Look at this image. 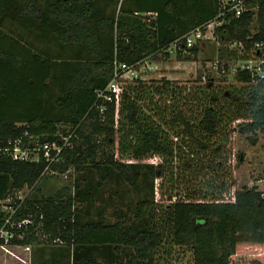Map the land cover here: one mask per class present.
Listing matches in <instances>:
<instances>
[{
  "label": "trees",
  "instance_id": "16d2710c",
  "mask_svg": "<svg viewBox=\"0 0 264 264\" xmlns=\"http://www.w3.org/2000/svg\"><path fill=\"white\" fill-rule=\"evenodd\" d=\"M221 1L0 0V232L14 233L13 245L59 242L71 264H100V249L108 253L120 247L135 249L146 261L165 239L153 220L156 185L160 180L163 192L166 180L172 184L176 161L191 166L200 160L213 175L207 183L211 198L164 195H169V242L190 248L191 264H237L240 254L251 260L263 256L264 193L256 187L237 190L235 166L227 165L237 133H264V82L255 85L249 73H231L237 52L228 47L242 41L251 49L264 42V0H249L243 15L216 27L217 60L226 73H218V80H196L190 110L154 103L153 94L176 102L174 95L184 92L165 78L123 82L118 105L111 104L105 116L95 106L96 90L112 80L116 62L170 58L167 50L177 39L218 17ZM188 52L198 55L200 46ZM183 53L178 51L177 58ZM19 140L27 147L57 145L60 162H48L44 151L39 162L14 160L3 150ZM156 156L161 158L157 163ZM88 164L103 183L115 178L143 195L132 203L135 224L83 222L78 204L94 202L100 187ZM73 167L85 171L82 188L77 177L74 187L55 195L33 194L52 171L63 174ZM221 173L225 181L214 177ZM24 190L29 193L21 202L17 194ZM9 197L13 202L8 206L17 209L14 220L29 224H6L3 203ZM84 212L91 215L90 209ZM4 242L0 239V245Z\"/></svg>",
  "mask_w": 264,
  "mask_h": 264
},
{
  "label": "rangeland",
  "instance_id": "374dc122",
  "mask_svg": "<svg viewBox=\"0 0 264 264\" xmlns=\"http://www.w3.org/2000/svg\"><path fill=\"white\" fill-rule=\"evenodd\" d=\"M258 30V24L255 21L252 26V32L256 33ZM216 36H214V29L210 27L207 31V38L204 42L199 44L200 52L198 55L183 53L181 58H177V54H171L170 58L166 59L162 55H156L150 59L149 63L153 67L150 74L145 76L144 80H160L167 79L174 83H177L179 87L184 91L182 94L174 95L176 102H165L162 99L163 96H155L153 94L154 103L165 109L166 105H175L181 109L190 110L193 105L189 100V95L197 91L196 80L199 78L205 81L207 77L214 76L216 80L221 79L215 68H213L215 61L218 59V48ZM232 44H230L231 46ZM233 50L234 48L231 47ZM229 48V50L231 51ZM225 62V61H224ZM233 73V71H232ZM234 76L228 77L229 81H232ZM214 83L212 86H215ZM208 86V85H207ZM167 96V95H166ZM172 103V104H170ZM179 132H170V135H175L177 138L181 137ZM37 144V143H36ZM39 146V145H38ZM54 148H56L54 146ZM235 154L230 155L228 166H235L234 179L235 187L237 190L251 189L256 187L264 193V133L257 132L253 133H237L235 137ZM37 155V152H35ZM228 155V154H227ZM102 155L100 154V159ZM229 157V156H227ZM160 156H156L155 163L160 161ZM185 166V167H184ZM208 163H203L198 160L193 165L186 166V163L176 161L174 168H171L174 179L172 184L169 180L165 181V188L159 189V184L156 185L154 192L155 208H154V224L158 225L159 233H162L165 237L162 246L156 251L150 253L149 258L146 261H142L138 258L136 250L128 247H120L119 250H111L108 253H103L104 249H100V254L96 255L97 260L100 264H109L110 257H114L113 264H191L193 263V255L190 248L180 247L178 245H172L169 241L173 240L172 234L167 231V222L165 213L167 211V201L170 194H174L175 200H179L186 197L190 201L199 200L204 197L211 198V189L207 183L210 179H213L211 169L208 168ZM91 168V178L95 183H100L99 192L96 196V200L92 203L78 204V209L81 211V219L83 222L103 220L107 224H114L116 222H122L126 227L131 226L132 223H136L135 211L133 204L135 205L138 200L143 198V195L138 194L129 184L117 181L112 178L109 182H102L97 176L92 164H88L86 167ZM94 169V171H93ZM72 173L69 178L66 179L62 174H50L46 178H43L38 189L33 194L39 197H47L55 195L61 191H65L68 187H74L75 180L79 178V185L82 188L86 183L82 181L83 172H75L73 167ZM86 175V174H85ZM218 176V177H217ZM217 178L225 181L223 173L220 175L215 174ZM215 179V178H214ZM228 180V179H226ZM74 189V188H73ZM29 193V190L24 192V196ZM169 193L168 196H165ZM162 201L164 203H162ZM133 203V204H132ZM169 203V202H168ZM91 210V215L84 214V211ZM9 252L1 249L3 254L6 256L4 264H31L32 253L29 255V263H26L25 257L21 254V247H16L12 243L7 245ZM36 257L37 263L47 262L53 264V261H57V264H71L69 259L68 251L65 246L59 244H41V248L37 247L33 253ZM31 256V258H30ZM49 259V260H48ZM248 255L240 254L237 257V264H264V253L263 256H257L253 260ZM70 260V261H69ZM69 261V262H68Z\"/></svg>",
  "mask_w": 264,
  "mask_h": 264
},
{
  "label": "built area",
  "instance_id": "2783aa9c",
  "mask_svg": "<svg viewBox=\"0 0 264 264\" xmlns=\"http://www.w3.org/2000/svg\"><path fill=\"white\" fill-rule=\"evenodd\" d=\"M249 0H222L220 3V13L218 17L212 22L206 23L204 25L198 26L183 37L177 39L167 50L170 54H177L178 51L186 52L188 49L201 44L207 38V31L210 27L214 30L216 27H221L226 19L229 17H240L245 11L248 10ZM221 19V20H220ZM219 44V43H218ZM230 44H232L230 46ZM228 44V47H233L231 51H236V58L231 62V73L234 74L239 72H247L251 75L252 83L257 85L260 82H264V42L256 43L251 49H247L245 43L232 42ZM220 45V44H219ZM150 61L144 60L142 62L136 63L134 65H128L126 63H115V69L112 80L103 89L96 90V95L98 98L95 104L96 108L100 111V114L105 116L109 110L111 104L117 103L121 97V92L123 90V82H133L135 80L143 79L145 76L150 74L153 67L149 63ZM223 63L220 60H216L213 68L217 70L218 73H226L223 67ZM206 79V78H205ZM103 102L100 104L99 102ZM54 146L56 148H54ZM4 153L9 154L14 160L18 161H28V162H39V152L44 151L45 157L50 163H58L61 160L62 149L57 145L46 144L43 147H27L24 146L22 141H16L15 143L10 142L9 146L5 148ZM55 151L56 155L52 156V152ZM37 152V155H35ZM51 170V165L48 166L47 171ZM72 169H69L66 173H63L66 179L72 173ZM52 174H60L57 171H52ZM24 191L17 194V198L23 202L25 196ZM13 202V198L9 197L3 203V211L7 214L6 224L12 227L17 226L21 228L24 225L30 223L29 220L15 221L14 217L17 213V209L9 207L8 205ZM0 239H4V244L0 245L1 249L9 252L7 245L11 244L14 239V233L2 230L0 232ZM16 247H20L15 245ZM26 251H30V247H26Z\"/></svg>",
  "mask_w": 264,
  "mask_h": 264
},
{
  "label": "crops",
  "instance_id": "0c3cea01",
  "mask_svg": "<svg viewBox=\"0 0 264 264\" xmlns=\"http://www.w3.org/2000/svg\"><path fill=\"white\" fill-rule=\"evenodd\" d=\"M20 247H21L20 248V250H21L20 253L23 254V257H25L26 263H29V255H31V251L34 250V252H35L37 247L41 248V245H35V246L34 245L33 246H25L24 245V246H20ZM26 247H30V251H26ZM33 253H32V262H31V264H42L43 262L42 263H37L36 262L37 255L35 257ZM4 254H3L2 250H0V264H4L5 263L4 260L6 259V256H5L6 254L5 255ZM30 258H31V256H30ZM55 263H57V262L55 261ZM49 264H51V263H49Z\"/></svg>",
  "mask_w": 264,
  "mask_h": 264
},
{
  "label": "bare ground",
  "instance_id": "6f19581e",
  "mask_svg": "<svg viewBox=\"0 0 264 264\" xmlns=\"http://www.w3.org/2000/svg\"><path fill=\"white\" fill-rule=\"evenodd\" d=\"M214 29V28H213ZM230 48V47H229ZM231 49V48H230ZM229 51V50H228ZM237 54V53H236ZM220 59V58H219ZM221 60V59H220ZM230 60V59H229ZM32 144V143H31ZM29 145V144H28Z\"/></svg>",
  "mask_w": 264,
  "mask_h": 264
}]
</instances>
